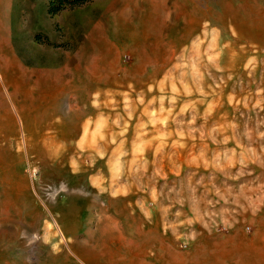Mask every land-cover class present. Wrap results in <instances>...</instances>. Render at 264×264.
Listing matches in <instances>:
<instances>
[{
    "label": "rangeland",
    "instance_id": "rangeland-1",
    "mask_svg": "<svg viewBox=\"0 0 264 264\" xmlns=\"http://www.w3.org/2000/svg\"><path fill=\"white\" fill-rule=\"evenodd\" d=\"M233 232L264 264V0H0V264H201Z\"/></svg>",
    "mask_w": 264,
    "mask_h": 264
},
{
    "label": "crops",
    "instance_id": "crops-1",
    "mask_svg": "<svg viewBox=\"0 0 264 264\" xmlns=\"http://www.w3.org/2000/svg\"><path fill=\"white\" fill-rule=\"evenodd\" d=\"M233 237L230 238H206L202 244L203 252L206 255L201 259V264H235L233 263V254L238 246L242 247V255H247V246L243 240L242 244H239L236 239L239 233L233 232ZM236 233V234H235ZM245 244V245H243ZM263 255V252L261 253ZM240 259V264H251L252 262L246 261L245 258Z\"/></svg>",
    "mask_w": 264,
    "mask_h": 264
},
{
    "label": "trees",
    "instance_id": "trees-1",
    "mask_svg": "<svg viewBox=\"0 0 264 264\" xmlns=\"http://www.w3.org/2000/svg\"><path fill=\"white\" fill-rule=\"evenodd\" d=\"M48 1V13L55 15L67 8H74L81 6L92 0H47Z\"/></svg>",
    "mask_w": 264,
    "mask_h": 264
},
{
    "label": "built area",
    "instance_id": "built-area-1",
    "mask_svg": "<svg viewBox=\"0 0 264 264\" xmlns=\"http://www.w3.org/2000/svg\"><path fill=\"white\" fill-rule=\"evenodd\" d=\"M35 175H36V173H35ZM182 247H187V243H183Z\"/></svg>",
    "mask_w": 264,
    "mask_h": 264
},
{
    "label": "bare ground",
    "instance_id": "bare-ground-1",
    "mask_svg": "<svg viewBox=\"0 0 264 264\" xmlns=\"http://www.w3.org/2000/svg\"><path fill=\"white\" fill-rule=\"evenodd\" d=\"M20 75V74H19ZM44 80V79H43ZM21 81V80H20ZM20 81H18V82H20Z\"/></svg>",
    "mask_w": 264,
    "mask_h": 264
}]
</instances>
